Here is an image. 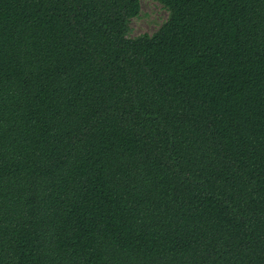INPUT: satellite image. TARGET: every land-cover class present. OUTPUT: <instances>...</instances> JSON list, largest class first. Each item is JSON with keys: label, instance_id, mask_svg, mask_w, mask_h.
I'll return each instance as SVG.
<instances>
[{"label": "trees", "instance_id": "16d2710c", "mask_svg": "<svg viewBox=\"0 0 264 264\" xmlns=\"http://www.w3.org/2000/svg\"><path fill=\"white\" fill-rule=\"evenodd\" d=\"M0 0V264H264V0Z\"/></svg>", "mask_w": 264, "mask_h": 264}, {"label": "rangeland", "instance_id": "374dc122", "mask_svg": "<svg viewBox=\"0 0 264 264\" xmlns=\"http://www.w3.org/2000/svg\"><path fill=\"white\" fill-rule=\"evenodd\" d=\"M141 12L131 21V38L144 34L153 35L167 21L168 12L155 0H140Z\"/></svg>", "mask_w": 264, "mask_h": 264}]
</instances>
